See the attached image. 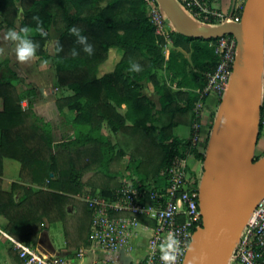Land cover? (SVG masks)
<instances>
[{
	"label": "trees",
	"instance_id": "obj_1",
	"mask_svg": "<svg viewBox=\"0 0 264 264\" xmlns=\"http://www.w3.org/2000/svg\"><path fill=\"white\" fill-rule=\"evenodd\" d=\"M22 12L18 31L30 27L29 38L36 43V55H42V45L46 38L36 31L37 22L51 23L60 31L50 57L55 70V84L65 86L72 94L55 100L56 108L74 109L70 120L73 137L54 152L50 151L49 126L39 121L33 112L21 110V95L15 91L10 70L0 78V174L2 157H10L19 163V177L23 182L45 185L46 189L33 190L30 186L11 184V189L19 188L22 194L14 199L11 191L1 189L0 215L6 219L4 230L15 241L34 246L44 221L60 222L64 234V246L71 250L86 246L90 221V210L82 200L70 197L89 193L98 188L103 196H112L120 186V175L111 164L128 155L127 176L142 187H156L162 181L161 171L178 155L191 153L202 162L204 148L198 151L188 147V140H181L171 133V125L156 127L152 124L151 102L140 91L142 80L162 94L156 72L162 68L171 69L177 87H201L205 73L215 62V54L210 43L214 39L186 37L169 30L172 45L189 52V62L173 50L164 60L161 46L162 36L154 33L147 18L144 0H18ZM17 11L14 0H0V16L6 24L13 22ZM193 21L200 23L190 14ZM76 27L87 43L93 47L91 55L83 51L77 37L69 29ZM62 51H57L58 44ZM110 47L121 50L120 58L110 72L98 75L99 65L106 59ZM75 49L78 55L73 56ZM180 59L175 63V58ZM140 71H132V65ZM186 66H190L186 70ZM25 94H34L29 89ZM189 100L187 110L195 95L186 93ZM125 104L121 115L110 104ZM264 102L260 103V117ZM214 115L211 114V121ZM129 125L124 123L125 120ZM107 128L114 137L101 132ZM207 140V138H206ZM257 157L254 156V159ZM94 167L93 174L84 182L82 174ZM51 174V175H50ZM74 211L67 213L66 205ZM146 223L142 217H137ZM7 253L17 264L20 260L12 248Z\"/></svg>",
	"mask_w": 264,
	"mask_h": 264
},
{
	"label": "built area",
	"instance_id": "obj_2",
	"mask_svg": "<svg viewBox=\"0 0 264 264\" xmlns=\"http://www.w3.org/2000/svg\"><path fill=\"white\" fill-rule=\"evenodd\" d=\"M147 18L160 34L164 28V14L156 0H144ZM187 13L203 25L238 22L240 13L226 18L210 9L208 0H175ZM210 45L215 54L213 67L205 73L204 84L196 89L197 102L193 109L188 147L197 149L200 132L201 101L208 95L218 100L229 79L235 52L232 34L215 38ZM261 95L264 96V65L261 68ZM199 151V150H198ZM162 181L156 187H142L139 182L123 181L112 196L91 194L82 201L90 210V221L86 246L68 250L61 255H45L34 246L13 241L12 250L20 264H161L159 245L168 233H176L181 241L177 264H181L195 228L201 224L198 208V177L188 169L182 156H174L160 172ZM140 216L146 223L141 222ZM145 237L146 251L133 257L135 239ZM226 264H264V196L248 214L237 236L233 239Z\"/></svg>",
	"mask_w": 264,
	"mask_h": 264
},
{
	"label": "water",
	"instance_id": "obj_3",
	"mask_svg": "<svg viewBox=\"0 0 264 264\" xmlns=\"http://www.w3.org/2000/svg\"><path fill=\"white\" fill-rule=\"evenodd\" d=\"M173 30L192 38L232 34L235 52L204 148L197 185L201 224L181 264H226L233 239L264 196V155L254 159L261 103L264 0H243L238 22L185 28L189 17L175 0H156ZM190 18V17H189Z\"/></svg>",
	"mask_w": 264,
	"mask_h": 264
},
{
	"label": "crops",
	"instance_id": "obj_4",
	"mask_svg": "<svg viewBox=\"0 0 264 264\" xmlns=\"http://www.w3.org/2000/svg\"><path fill=\"white\" fill-rule=\"evenodd\" d=\"M17 6V11L13 19L12 24L8 25L0 16V48H3V53H0V78L6 75V71L10 70L14 73L15 77L12 79V84L14 85L15 91L20 94L21 99L19 105L21 110L29 108L35 117L43 122L47 123L49 126V142L50 151L54 152L59 149L60 146L73 137L72 128L70 120L75 114L74 109H68L63 107L58 111L56 108L55 100L60 97L69 96L72 94L71 90L65 86H57L55 84V70L51 62L50 57L54 52V44L58 38L59 32L54 29L51 23L41 25L44 33H46V38L42 45V55H37V59L29 61L27 63L21 64L17 61L14 54L15 44L12 42L5 41L3 39L4 34L9 29H14L18 31L20 21L22 19V12L19 7L18 0H14ZM243 0H208V5L210 9L215 12L220 13L226 18H230L238 15L241 10ZM201 24V23H199ZM221 24V23H219ZM218 24L212 23L210 26H215ZM169 27L168 24H164V28L159 36H162L164 43L161 46V52L164 60H167L169 52L171 50L174 53L181 54L180 56L189 62V52L181 49L180 47H175L172 45L171 39L169 37ZM157 35V34H156ZM121 50L116 47H110L107 51L106 59L98 67V75L102 73L110 72L114 63L120 58ZM261 58L262 66L264 65V33L261 45ZM180 57L175 58V63L179 61ZM47 61V63H43ZM190 66H186V70ZM159 72V73H158ZM157 81L159 85L163 86L162 94L157 92L152 84L142 80L140 83L139 91L151 102V114L153 117L152 124L156 127L165 126L167 124L171 125V133L173 136L181 140H188L191 130V123L194 117L193 109L196 107L197 95L196 87H177L175 85L176 78L171 69L162 68L156 72ZM29 89L34 90V94H25ZM191 92L195 95L194 100L191 102L189 111L187 106L189 100L186 97V93ZM260 99L264 102V96L261 95ZM116 111L121 115L124 114L125 104L120 103V105H115L113 101H109ZM219 100L213 96L208 95L201 101V106L199 107V113L201 116V132L198 147L196 150H203V145L206 141L207 132L209 126H211V114L215 115L217 111ZM2 109V100L0 98V110ZM126 125L130 122L126 119L124 121ZM183 126H186V136H181L184 133ZM101 132L109 136L110 140L113 142V134L105 127L101 128ZM253 154L256 157L264 155V109L260 117V129L254 145ZM188 169L191 173L196 174L202 168V162L195 158L191 153H186L184 156ZM128 155H124L117 159V161L111 164V167L116 169L117 173L120 175V182L128 181L132 179L127 176L128 172L126 165L128 163ZM19 163L17 160L10 157H2L1 159V189L5 192L12 193L14 199L21 196L22 190L19 188L11 189V184H18L24 186H30L33 190L36 189H46L45 185H37L34 183L23 182L19 177ZM94 172V167L91 166L87 169L81 176L82 182L86 181ZM51 175V174H50ZM88 187H84V194H74L70 195L71 198L76 200H82L84 196L98 193V188L94 190L93 193H89ZM65 210L67 213H72L74 207L70 204L66 205ZM6 224V219L0 215V264H17L12 258L10 259L7 255V249L12 248L13 239L6 233L4 226ZM53 227L54 229H59L62 231L59 222L49 223L44 221L42 230L38 233L36 244L34 249L45 255H61L68 251L64 246V240L62 241V247L54 249L53 251H48L42 248L38 244V239L46 229ZM59 227V228H57ZM132 255L133 257H139L146 251L145 237L141 236L135 239ZM88 259H84L82 263L86 264Z\"/></svg>",
	"mask_w": 264,
	"mask_h": 264
},
{
	"label": "clouds",
	"instance_id": "obj_5",
	"mask_svg": "<svg viewBox=\"0 0 264 264\" xmlns=\"http://www.w3.org/2000/svg\"><path fill=\"white\" fill-rule=\"evenodd\" d=\"M34 20L37 22L36 31L41 34L46 35L42 28V21L39 20L38 17H34ZM33 30L30 27H23L19 31L14 29H9L3 36V39L8 42H12L15 44L13 49L16 59L19 63L24 64L34 59H37V48L39 47L36 43H34L30 38V34ZM70 34L75 35L77 37V43L83 45V51L89 55L93 53V47L91 44L87 43V37L81 35L80 30L76 27H72L69 29ZM57 51H62V47L59 46ZM4 49L0 48V53H3ZM72 55L76 56L78 53L75 49L72 50ZM43 63H47L44 61ZM132 71H140L138 65H132ZM176 233H168L166 240L159 245V251L161 253L160 260L161 264H177V258L180 253V244L181 241L177 238Z\"/></svg>",
	"mask_w": 264,
	"mask_h": 264
},
{
	"label": "rangeland",
	"instance_id": "obj_6",
	"mask_svg": "<svg viewBox=\"0 0 264 264\" xmlns=\"http://www.w3.org/2000/svg\"><path fill=\"white\" fill-rule=\"evenodd\" d=\"M158 4V3H157ZM159 6V5H158ZM160 7V6H159ZM161 9V8H160ZM162 10V9H161ZM163 12V11H162ZM164 14V12H163ZM163 21L169 25L170 27V23L169 21L167 20L165 14H164V18H163ZM159 35V34H158ZM159 73V72H158ZM212 123V122H211ZM210 123V124H211ZM183 129L185 130L184 133L181 134V136H186V126H183ZM209 129H210V126L208 128V132H207V136H208V133H209ZM207 138V137H206ZM201 171H202V168L201 170L197 173V177H198V180L200 178V175H201ZM57 222V221H56ZM52 223V222H51ZM60 223V222H59ZM61 225V223H60ZM59 228V227H57ZM62 228V226H61ZM139 234L141 236L144 237V235H142V231H139ZM64 240V234L61 230L59 229H54L53 227H50L48 229H46L44 232H42V235L39 237L38 239V244L40 247L42 248H45L47 249L48 251H53L54 249H58V248H61L62 246V241ZM65 247V246H63ZM7 253V252H6ZM7 255L9 256V258L11 259V256L7 253Z\"/></svg>",
	"mask_w": 264,
	"mask_h": 264
},
{
	"label": "bare ground",
	"instance_id": "obj_7",
	"mask_svg": "<svg viewBox=\"0 0 264 264\" xmlns=\"http://www.w3.org/2000/svg\"><path fill=\"white\" fill-rule=\"evenodd\" d=\"M180 18H181V23L185 28H188V29L195 28L196 24L191 18L186 17L183 14L181 15Z\"/></svg>",
	"mask_w": 264,
	"mask_h": 264
}]
</instances>
